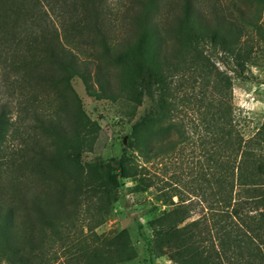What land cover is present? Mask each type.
I'll return each mask as SVG.
<instances>
[{"label": "rangeland", "instance_id": "1", "mask_svg": "<svg viewBox=\"0 0 264 264\" xmlns=\"http://www.w3.org/2000/svg\"><path fill=\"white\" fill-rule=\"evenodd\" d=\"M165 2L156 17L163 36L161 55L170 63L161 69L166 75L165 100L159 87L137 103L131 71L101 56L86 61L91 87L81 76L67 82L59 73L55 81L47 72L45 79L40 75L26 80L0 74V264H22L21 253L29 260L23 264H85V258H75L79 239L87 233L84 243L97 247L124 230L128 251L112 258V264H179L170 252H158L149 222L171 208L176 192L199 203L192 211V218H197L211 199L207 194L204 199L201 188L211 187V192L213 186H226L222 130L210 119L204 121L201 112L217 110L222 116L231 104L246 138L263 125L264 0H193L194 13L208 31L189 22L179 24L175 13L185 14L181 0ZM239 7L257 26L248 27L237 40L230 37L231 53L214 50L209 35L229 12L239 19ZM173 23L179 26L177 32L170 31ZM126 24L115 29L134 38L133 27ZM193 33L198 34L194 41ZM68 109L74 116L72 126L91 144L83 149L80 170L68 164L65 148L53 134L52 122L71 131ZM122 156L133 177L110 183L107 166H115ZM216 167L218 183L211 175ZM79 177L98 186H115L119 199L99 206L93 197L81 206L72 228L42 225L33 209H24V192L37 186H67L72 192ZM172 198L179 200L177 195ZM8 232L13 242L9 246ZM68 235L73 240L68 241Z\"/></svg>", "mask_w": 264, "mask_h": 264}, {"label": "trees", "instance_id": "2", "mask_svg": "<svg viewBox=\"0 0 264 264\" xmlns=\"http://www.w3.org/2000/svg\"><path fill=\"white\" fill-rule=\"evenodd\" d=\"M162 1L0 0V74L26 80L40 79V75L45 79L47 72L55 81L59 73L67 82L81 76L91 87L92 74L86 61L101 56L131 71L137 103H141L145 95H153L159 87L161 99L165 100L166 75L161 69L169 68L170 63L161 55L163 36L156 20L166 5ZM180 5L184 6L185 14L175 13L179 24L189 22L207 30L203 18L194 13L193 0H181ZM238 9L242 12L239 19L229 12V17H224L218 29L209 35L214 50L231 53L230 37L234 35L237 40L248 27L257 26V21L242 7ZM125 23L133 27L134 38L124 37L115 29ZM178 29L173 23L170 31ZM197 35L193 33V41ZM199 37L203 39L204 36ZM95 71L99 80L101 70L97 67ZM198 98L204 101V97ZM201 113L204 121L210 119L213 126L222 130V146L226 152L222 181L226 186L219 190L213 186L211 192V187L201 188L204 199L205 194L211 199L201 208L203 214L197 218H192V211L197 209L198 202L184 199L179 192L172 194L171 208L149 222L156 248L162 255L170 252L169 257L179 264H224V259L228 264H264V123L254 135L246 138L231 104H227L222 116L217 110L211 114L207 110ZM67 116L71 131L52 122L53 134L61 140L68 164L80 170L83 149L91 144L86 143L87 137L72 126L70 119L74 116L69 109ZM217 135L216 140L219 133ZM117 168L119 172H115ZM106 172L108 181L113 184H118L120 177H133L124 156L116 160L115 166L108 164ZM211 175L218 183L217 167ZM114 187L83 182L81 177L72 192L67 186H37L24 192L23 207L33 209L42 225L72 228L81 206L89 204L93 197L99 200V206L117 201ZM247 187H251L248 193ZM173 195L178 196L177 202ZM10 236L8 232V246L13 243L9 241ZM127 236L124 230L102 246L92 247L84 243L89 238L86 233L79 239L81 242L76 243L79 246L75 258H85V264H112V258L128 251ZM66 238L73 240L70 235ZM30 242L35 247L34 240ZM19 257L22 264L29 261L24 253ZM79 261L70 260L73 264Z\"/></svg>", "mask_w": 264, "mask_h": 264}]
</instances>
